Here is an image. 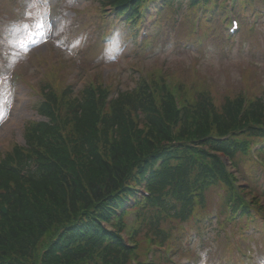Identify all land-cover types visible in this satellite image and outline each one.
Listing matches in <instances>:
<instances>
[{
	"label": "trees",
	"instance_id": "1",
	"mask_svg": "<svg viewBox=\"0 0 264 264\" xmlns=\"http://www.w3.org/2000/svg\"><path fill=\"white\" fill-rule=\"evenodd\" d=\"M152 1L100 0L97 8L138 19ZM218 1L168 0L166 8L176 16L184 2L191 9L200 2L215 8ZM166 74L152 68L149 79L139 76L110 99L114 82L101 77L76 95L58 78L42 83L35 108L46 121L27 122L23 146L0 155V264H132L137 249L126 248L102 222L115 215V225L124 226L126 204L143 183L151 196L139 205L134 238L152 231L170 243L172 231H184L182 223L199 214L206 190L216 184L225 186L231 220L242 208L241 231L254 222L251 207L258 202L250 205L238 194L219 152L236 163L264 138L261 89L248 87L246 98L241 92L216 103L199 81L175 73L169 86ZM162 260L160 254L152 264Z\"/></svg>",
	"mask_w": 264,
	"mask_h": 264
},
{
	"label": "rangeland",
	"instance_id": "2",
	"mask_svg": "<svg viewBox=\"0 0 264 264\" xmlns=\"http://www.w3.org/2000/svg\"><path fill=\"white\" fill-rule=\"evenodd\" d=\"M97 5L98 0H0V106L7 113L0 119V155L11 150L14 144L23 146L26 122L44 121L34 110L39 101L37 92L42 83L54 77L73 86L76 95L87 83H97L100 77L106 83L114 82L118 90H130L139 77V69L157 68L169 71L173 76L176 73L188 81H199L209 88L216 103L226 95L243 90L250 92L248 87L259 88V94L264 95L262 4L256 8L261 13L260 18L252 20L254 8L240 5L243 30L228 43L224 39L225 24L221 18L205 25L209 30L198 39L191 35L195 16L192 10L176 16L172 11L163 12V26L160 22L153 23L155 16L151 15L129 31L127 23L115 20L111 15L101 19ZM41 18L43 37L21 27L28 25L34 29V22ZM250 24H255L256 29L248 36ZM143 29H149L155 41L150 37L145 47L138 48L140 41L137 43L134 34L138 31L140 38ZM21 36L28 46L27 51L10 43ZM30 37H35L39 43L33 44ZM14 73H18V79ZM247 166V160L239 166L243 174ZM256 174L264 177V171ZM250 188L256 196L258 192L264 196V182L254 181ZM222 199L223 190L219 186H212L206 192L204 220L208 226L195 230L193 220L185 224L189 229L185 237L182 235L179 245L176 244L178 251L174 258L177 264H183L187 258L190 259L188 264H202V261L203 264H235L240 253L252 258L249 262L244 260L245 264H264V221L261 216L255 217L254 227L250 225L244 232L250 235L248 240H242L236 227L228 224L227 234L215 236L211 241L217 225L214 221L221 215ZM172 233L181 235L176 230ZM226 238L233 244L232 250ZM202 239L208 242L204 246ZM187 248H190L188 254Z\"/></svg>",
	"mask_w": 264,
	"mask_h": 264
},
{
	"label": "snow or ice",
	"instance_id": "3",
	"mask_svg": "<svg viewBox=\"0 0 264 264\" xmlns=\"http://www.w3.org/2000/svg\"><path fill=\"white\" fill-rule=\"evenodd\" d=\"M35 28H30L28 25H22V28L28 29L29 31H35V33L41 37L44 36V32L42 31V29L44 28V23H43V19H38L35 22ZM31 42L33 44L39 43V41L35 40V37H30ZM10 43H13L14 45H19L21 47L22 50L27 51L28 46L27 44L23 43V37H18L16 40L14 41H10ZM7 115V113L4 111L3 107L0 106V119H3L5 116Z\"/></svg>",
	"mask_w": 264,
	"mask_h": 264
},
{
	"label": "clouds",
	"instance_id": "4",
	"mask_svg": "<svg viewBox=\"0 0 264 264\" xmlns=\"http://www.w3.org/2000/svg\"><path fill=\"white\" fill-rule=\"evenodd\" d=\"M202 264H203V261H202Z\"/></svg>",
	"mask_w": 264,
	"mask_h": 264
}]
</instances>
